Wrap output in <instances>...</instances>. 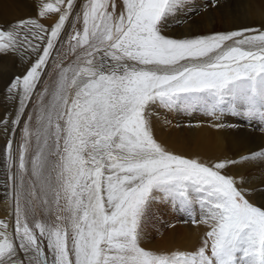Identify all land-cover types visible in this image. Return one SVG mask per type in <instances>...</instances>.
I'll return each mask as SVG.
<instances>
[{"label":"snow or ice","instance_id":"1","mask_svg":"<svg viewBox=\"0 0 264 264\" xmlns=\"http://www.w3.org/2000/svg\"><path fill=\"white\" fill-rule=\"evenodd\" d=\"M187 7L38 0L36 17L0 24V55L30 63L7 83L0 119V264H264V188L229 171L264 168V147L189 157L152 123L162 109L203 111L216 129L236 126L225 115L264 125V23L166 34ZM157 203L205 227L196 245L143 246Z\"/></svg>","mask_w":264,"mask_h":264},{"label":"rangeland","instance_id":"2","mask_svg":"<svg viewBox=\"0 0 264 264\" xmlns=\"http://www.w3.org/2000/svg\"><path fill=\"white\" fill-rule=\"evenodd\" d=\"M19 1L0 0V24H9L20 19L37 16L38 0ZM51 2H54V0H51ZM190 3L191 6L185 9V11H188V13H180V15L177 17V20L181 22L170 28L166 34L179 38L184 35L206 34L212 31H231L245 26L259 27L261 23H264V0H199V3H197L196 0H190L189 5ZM202 9L203 11H200ZM217 12L218 14L216 15ZM46 19L49 18H41V23H44L42 20L45 21ZM28 66H30V63L22 64L19 57L17 56L0 55V119H3L4 116L7 115L13 108L12 102L8 101L5 95L7 83H9L14 76L22 75ZM153 111L156 113V115H154L152 118V123L154 122L153 125L156 126L155 128L153 126L155 129L154 131L157 132H154V135L156 134L155 138L157 137V134L160 133L161 135L159 134L158 139L156 138L157 141H160L161 144L167 143L164 146L166 147L168 145L170 149H172L171 147L173 146L174 149L176 147L175 151L177 148H179L175 152L177 154H182L189 157H200L201 159L205 160H216L224 157L236 159L242 155L238 152L243 146L245 147L246 152H248L249 149L259 150L261 147H264V131H262L264 125L260 124V122L257 120L249 122L247 120L237 119L231 115H225L218 122L236 126L216 129L211 127V124L217 121H215L211 116L207 115L203 111H195L191 113H186L179 110L166 111L162 109H153ZM156 128L159 130L157 131ZM201 131L203 133L204 131H211L208 138L219 135L223 136L226 147L224 146L222 148H217L216 146L218 144L217 142H214V140L212 145H215V151L213 149L210 150V152H204V150L199 149L200 134H202ZM199 132L201 133L199 134ZM18 135L19 133H17V136ZM168 138L171 140L180 138L183 139L187 144L184 146L182 144V147H180L178 144L169 141ZM193 138L195 139L193 140ZM5 143L6 141L3 135H0V149L3 148ZM195 143L197 145H195ZM166 148L169 149L168 147ZM210 149H212V147H210ZM179 150H182L183 152H178ZM245 166H243L244 168L238 167L229 170L230 172L235 171L237 173H242L246 178L249 179L250 183L256 186L258 189L264 188V168H257L255 166L248 165ZM252 168H255V170ZM3 179V168L0 167V185L3 184ZM3 193L4 188L0 186V219H4V216H6L5 213L7 211ZM262 198L264 197H262V195L257 192L255 200L259 201ZM150 209L155 211V216L149 215L148 217V219L151 218V222H153L154 227L152 226L153 228H150L148 222L145 224L144 233L145 238L147 239L146 243L145 241L143 242V246L145 247L150 246L157 249L191 248L198 243L200 235L205 231V227L203 225L192 223L187 214L179 211L178 209H174L170 204L167 205V203H157L153 204ZM198 218L199 217L197 216V219ZM170 232L172 233V236ZM147 237H150L151 239H148ZM166 238H168V240ZM149 241L152 243L155 242V244H151ZM156 242L159 243L156 245Z\"/></svg>","mask_w":264,"mask_h":264},{"label":"bare ground","instance_id":"3","mask_svg":"<svg viewBox=\"0 0 264 264\" xmlns=\"http://www.w3.org/2000/svg\"><path fill=\"white\" fill-rule=\"evenodd\" d=\"M19 1V0H18ZM209 1V0H208ZM11 2V1H10ZM20 2V1H19ZM189 2H190V0H189ZM189 2H188V7H190L191 6V3H190V5H189ZM196 2L197 3H199V0H196ZM5 3H6V1H5ZM195 3V2H194ZM193 3V4H194ZM218 4V3H217ZM8 5V4H7ZM6 5V6H7ZM220 5V4H219ZM193 6V5H192ZM205 7V6H204ZM212 7V6H211ZM15 8V7H14ZM201 8V7H200ZM207 8V7H206ZM244 8V7H243ZM16 9V8H15ZM186 9V8H185ZM185 9L183 10V14H185V13H188V11H185ZM208 9H210V8H208ZM219 9V8H218ZM263 10V9H262ZM200 11H203V9L202 10H200ZM211 13V12H210ZM26 14V13H25ZM30 14V13H29ZM32 14V13H31ZM218 14V12L216 13V15ZM24 15V14H23ZM26 15H28V14H26ZM206 15V14H205ZM215 15V14H214ZM213 16V15H212ZM195 18V17H194ZM44 19V18H43ZM205 19V18H204ZM206 19H208V18H206ZM47 20V21H46ZM45 21H46V23H45V21L44 20H42V22H44L46 25H48V24H50V23H52V20H50V19H46ZM213 20V19H212ZM186 21V20H185ZM188 21H189V19H188ZM251 21V20H250ZM205 22V21H204ZM207 22V21H206ZM192 23H193V21H192ZM197 23H198V21H197ZM211 24H212V22H211ZM210 24V25H211ZM249 24V23H248ZM200 25V24H199ZM205 25V24H204ZM207 26V25H206ZM213 27V26H212ZM207 31H209V30H207ZM23 72V71H22ZM178 116V115H177ZM154 123V122H153ZM221 123V122H220ZM154 126V125H153ZM156 126H154V128H155ZM153 128V129H154ZM209 128V127H208ZM204 129H206V128H204ZM155 130V129H154ZM156 130L158 131L159 129L158 128H156ZM162 130V129H161ZM160 130V131H161ZM215 130V129H214ZM155 132V131H154ZM202 132V131H201ZM201 132H199V134L201 133ZM211 132V131H210ZM210 132H207V131H204V133L202 132V134H200V147H199V149H201V150H204V152H210V150H213L214 149V151H215V145L213 146L212 144H213V141L214 142H217V148H222V147H224L225 146V139H224V137L223 136H221V135H219V136H213V137H209L208 138V136L210 135ZM215 132V131H214ZM155 133H157V132H155ZM162 133V132H161ZM160 134V133H159ZM159 134H157V139H158V136H159ZM198 134V135H199ZM161 135V134H160ZM164 135V134H163ZM166 135V134H165ZM229 135V134H228ZM227 135V136H228ZM155 136H156V134H155ZM178 136V135H177ZM226 136V135H225ZM161 137V136H160ZM190 137V136H189ZM169 139V138H168ZM189 139H192V138H189ZM195 138H193V140H194ZM175 140V141H174ZM197 140V139H196ZM169 141H172L173 143H175V144H178L180 147H182L181 145L183 144V146L185 145V144H187L183 139H180V138H176V139H173V140H171V139H169ZM158 142H160V141H158ZM192 142V141H191ZM169 143V142H168ZM230 143V142H229ZM167 144V143H166ZM166 144H163V145H166ZM170 144V143H169ZM171 145V144H170ZM195 145H197L196 143H195ZM229 145H231V144H229ZM178 146V147H179ZM166 147H168L169 149H170V147L167 145ZM174 147V146H173ZM173 147H171L172 149H170V150H173L174 148ZM198 147V146H197ZM210 147H212V149H210ZM226 147V146H225ZM238 147V146H237ZM242 147V146H241ZM183 148H185V147H183ZM175 149H176V147H175ZM175 149L173 150V152H176L179 148H177V150L175 151ZM182 149V148H181ZM187 149V148H186ZM183 150V149H182ZM182 150H179L178 152H183ZM219 150V149H218ZM245 150V147L243 146L242 148H240V150H239V152L238 153H240V154H245V152H246V150H245V152L243 153V151ZM214 151H212V152H214ZM223 151H224V149H223ZM246 154H247V152H246ZM245 167H247V166H245ZM244 168V167H243ZM258 168V167H257ZM253 169V168H252ZM245 170H247V169H245ZM253 170H255V168L253 169ZM252 170V171H253ZM230 171V170H229ZM233 171V170H232ZM248 171V170H247ZM235 172V171H234ZM246 173H248V172H246ZM260 174V173H259ZM257 175V174H256ZM256 175H255V177H256ZM261 175V174H260ZM259 176V175H258ZM254 180H255V178H254ZM257 180V179H256ZM262 181V180H261ZM256 182V181H255ZM259 182V181H258ZM254 184V183H253ZM168 205V204H167ZM155 211H153V210H151V209H149V212H148V217H149V215H151V216H155ZM5 214H7V211H6V213ZM4 218H5V216H4ZM152 220H151V218H147V222H148V224H149V226H150V228L153 226V222H151ZM154 227V226H153ZM152 227V228H153ZM158 227V226H157ZM151 230V229H150ZM189 230V229H188ZM145 232V231H144ZM189 232V231H188ZM154 233V232H153ZM167 233V232H166ZM171 233V232H170ZM165 234V233H164ZM163 234V235H164ZM175 234V233H174ZM167 235V234H166ZM178 235V234H177ZM171 236H172V233H171ZM162 237V236H161ZM148 239H151L150 237H147ZM167 240H168V238H166ZM146 238H145V233H144V239H143V242L145 241V243H146ZM166 240V241H167ZM169 240H171V239H169ZM158 241V240H157ZM165 241V242H166ZM150 242V241H149ZM151 244H155V242H150ZM159 243V242H158ZM157 242H156V245L158 244ZM161 243V242H160ZM164 244V243H163ZM150 247V246H149Z\"/></svg>","mask_w":264,"mask_h":264}]
</instances>
